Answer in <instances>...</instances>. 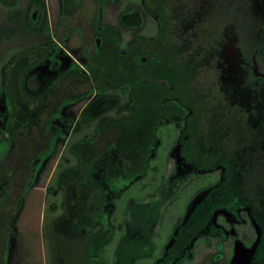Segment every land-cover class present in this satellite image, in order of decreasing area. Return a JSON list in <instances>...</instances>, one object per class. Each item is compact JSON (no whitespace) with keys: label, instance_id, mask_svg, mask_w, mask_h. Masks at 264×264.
<instances>
[{"label":"rangeland","instance_id":"obj_1","mask_svg":"<svg viewBox=\"0 0 264 264\" xmlns=\"http://www.w3.org/2000/svg\"><path fill=\"white\" fill-rule=\"evenodd\" d=\"M214 1L198 49L179 0H66L67 18L62 0H0V132L4 86L25 73L57 108L46 128L23 116L0 135L2 264H264V201L247 191L264 190V0ZM210 40L247 114L208 102ZM248 75L257 89L238 86ZM179 97L185 114L163 120L160 102Z\"/></svg>","mask_w":264,"mask_h":264},{"label":"trees","instance_id":"obj_2","mask_svg":"<svg viewBox=\"0 0 264 264\" xmlns=\"http://www.w3.org/2000/svg\"><path fill=\"white\" fill-rule=\"evenodd\" d=\"M62 1H63L62 7L64 9L66 0H62ZM201 1L202 2L200 3V1L198 2L196 0H185V3H183V4L187 8V10L183 12L181 10L183 8V4L179 0L178 7H176V9L174 11L175 20L182 22L181 25L179 26L180 32L187 33L189 35L188 40L191 41L190 46H194V47L199 46L198 49H202V45L197 44L198 43L197 39L199 38L198 29H199V26L202 23L205 15H207L209 13V11L211 10V9H209V7L211 6V5H209L210 0H201ZM205 4H207V5H205ZM216 4H217V0L212 2L213 7L216 6ZM64 12L65 13H63V17L67 18L69 12L68 11H64ZM157 14L160 17V15H159L160 13H157ZM162 15H163V17L161 20V27H160L161 35H163V33H162L163 31L166 33L169 30L168 29L169 27H168L167 16L165 15V13H163ZM235 15L236 14L230 15V22L232 24H235L234 19H233L235 17ZM69 16H70V14H69ZM210 41L211 42L206 47L207 49L205 51L206 52L205 55H207V59L210 60L209 63L213 59L215 60V62H216L215 63L216 73L213 74V78L211 81V88L209 90L210 93L208 94L209 96L207 99L208 102L209 103H212L214 101L219 102L220 105L221 104L223 105V107L221 109L225 113L236 114L239 116H242V114H247L248 112H246L247 111L246 109L239 108V107L236 108L235 104H230L229 101H231V103H233V100L229 99L228 89L230 87V83L227 79H222V78H225V76L221 72L224 68V65L220 66L221 62H222L220 59L221 50L218 46V44L220 42L218 43V41H214V40H210ZM195 42H197V43H195ZM31 52H33V51L31 50V51L20 52L16 56L27 55ZM243 56H246V55H243ZM247 61H248V58H247ZM246 64H247L246 61L243 59L242 60V66L244 67ZM8 66L6 67V69H5V67H3V69H2V80H5V83L3 82V86L6 85V80L9 79L8 78V70H7ZM220 67H222V70L220 69ZM245 69H246V67H245ZM250 79H251L250 76L248 78L246 77V79L243 78L242 81L240 82V84H238V86H240L241 88H248L251 90L257 89V84L252 85ZM255 81H256V83H259V85H261L260 82H262V81H259V80H255ZM128 88H129V84L124 85L123 91L124 92L128 91L127 90ZM181 99H182L181 97L176 99L179 102H177L176 100H174L172 98L162 100L159 104L160 117L163 120H170V121H176V120L180 119L186 112L185 108L180 104ZM252 107H254V105L249 107V109L251 110ZM195 109L196 108H193V110H195ZM237 112H239V113L237 114ZM247 191H248L249 196L252 198V201H254L255 203H257L259 200L264 201V190H261L258 188L256 190L248 189ZM3 244H4V236H3V231L0 229V264H2V258L4 257V255H3L4 252H3V250H1V248H3ZM93 262L100 263V262H102V260H98V259H94V258H89L87 260V264H91Z\"/></svg>","mask_w":264,"mask_h":264},{"label":"flooded vegetation","instance_id":"obj_3","mask_svg":"<svg viewBox=\"0 0 264 264\" xmlns=\"http://www.w3.org/2000/svg\"><path fill=\"white\" fill-rule=\"evenodd\" d=\"M67 3V2H66ZM66 9L67 11H71V9L69 8L70 6L66 5ZM36 9L33 10V12H35ZM27 62L30 63V57L27 56ZM28 71V70H27ZM26 71V72H27ZM30 71V69H29ZM79 72L80 74H83L80 70L77 71ZM27 76V74H23L22 77H21V85L18 86L20 89H16L15 86H10L9 87H4V90L2 91V94H3V98L5 99L6 101V106H7V110L9 111L8 112V128H7V132L6 133H3L2 131L0 132V135L3 133L7 135V137H9L10 135H13L16 133V129H14V126L15 124L18 122V119H20L21 117H25L27 120L28 118H33L34 120L37 118L38 121L41 123H43V128H46V126L50 125L51 123V120H50V116L51 115H55V113H57V108L56 106H52L51 108H48L47 106H45V99H46V94H49L52 93L50 92L49 90H45L44 92H42V88L39 90V92H42L43 94L41 95H38L36 97H31L29 95V89L26 90V86L24 85L25 83H27L25 81V77ZM87 77H88V81L90 83H92V85L90 86L91 88H93V79L88 75L87 73ZM18 84V82H17ZM19 90V91H18ZM38 92V93H39ZM16 93H18L21 97H23V99H18L16 98L17 95ZM31 94V92H30ZM71 96V98H69L70 100L68 101L67 99L64 100V102L62 103L63 108L65 107H70L69 105H71L76 99H77V96L78 94L75 92V91H70L69 92ZM69 96V95H67ZM21 100H23L24 102H22V106L23 108H20V104L19 103ZM23 110V113H21L20 111ZM48 110V111H47ZM25 125V126H24ZM27 125H29V120L23 124V127H27ZM19 132V131H18ZM38 160L40 158H37ZM37 160V161H38ZM36 162V159L32 161V164ZM8 174H6L5 176H7ZM8 184V183H7ZM9 191H6V193H8ZM1 218V217H0Z\"/></svg>","mask_w":264,"mask_h":264}]
</instances>
